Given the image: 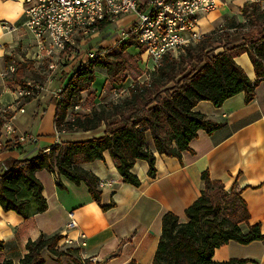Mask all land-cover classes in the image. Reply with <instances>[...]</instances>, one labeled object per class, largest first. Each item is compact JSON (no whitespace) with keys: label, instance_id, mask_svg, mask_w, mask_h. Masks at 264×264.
<instances>
[{"label":"trees","instance_id":"1","mask_svg":"<svg viewBox=\"0 0 264 264\" xmlns=\"http://www.w3.org/2000/svg\"><path fill=\"white\" fill-rule=\"evenodd\" d=\"M121 46L126 50L132 44ZM241 53L250 56L257 74L255 81L236 62V56ZM128 66V59L111 60L108 54L104 59L90 60L72 73L63 86L61 99L57 100L56 130L88 132L102 126L105 130L85 140H63L51 146L49 152L41 151L31 158L15 159L0 179V206L5 211H15L28 219L48 210L44 185L37 177V172L43 169L65 176L77 185L86 184L93 199L101 204L100 179L81 165L103 160L106 151L116 161L124 181L140 186L142 181L133 170L138 159L148 161L152 177L157 173L156 154L148 145V133L159 154L182 159L183 152L191 150L190 144L200 130L212 134L220 126L195 110L201 101H211L219 107L242 92L248 103L255 98L256 87L264 79V1L246 3L241 17H226L221 27L208 33L199 43L185 47L178 56H164L161 65L149 72L148 80L135 81L129 87L126 98L103 102L90 112L71 115L70 111L81 104L82 93L96 82L97 69H106L115 77ZM21 72L17 67L16 79L12 82L26 87ZM0 116V125H3L10 114ZM5 148L22 149V146L7 141ZM202 178L204 188L186 210L187 221H181L172 212L164 215L154 264H247V259L238 258L217 262L214 253L230 241L249 244L264 240L261 225L250 223L247 203L240 192L226 190L221 181L212 180L208 171L203 172ZM57 183L63 187L60 177ZM225 200L230 201L233 209L222 215ZM113 206L115 203L102 207L107 210ZM243 225L248 227L247 231ZM63 239L59 234H43L35 241L30 240L28 253L20 264H45V251L61 258L66 255L58 249ZM3 248L4 242L0 240V250ZM76 250L68 249V252ZM0 264L15 263L5 260ZM72 264L92 263L72 257Z\"/></svg>","mask_w":264,"mask_h":264},{"label":"crops","instance_id":"2","mask_svg":"<svg viewBox=\"0 0 264 264\" xmlns=\"http://www.w3.org/2000/svg\"><path fill=\"white\" fill-rule=\"evenodd\" d=\"M218 3V8L201 20L206 33L221 27L226 17H241V9L248 0H218ZM25 10V0H0L1 107L15 103L16 92L22 86L6 78L13 75L9 69L11 65L17 68V60L26 58L36 66L47 62L49 70L52 69L51 65H56V68L61 65L56 56H48L37 47L25 25ZM130 18L129 15L122 17L120 24L125 25ZM66 54L60 55L61 60ZM235 59L247 76L255 81L257 74L250 56L241 53ZM19 68L22 70L21 77L25 79L27 73H24L23 65ZM56 68L53 69L55 72ZM7 72L9 74L5 75ZM55 82L59 87L68 80L64 77L60 82ZM49 84L56 89L52 80H49ZM54 99L41 92L24 106V113L27 112L26 107L34 106V119L40 115L41 106H48L52 130L47 131L43 126L38 135L50 142L51 146L58 143L55 127L57 100ZM103 102L99 101V104ZM195 110L219 123V128L212 134L200 130L190 144L191 150L184 151L182 159L159 154L151 133H148V145L156 154L157 173L152 177L148 161L138 159L133 170L142 181L140 186L124 181L109 151L105 152L103 160L83 163L82 168L100 179L103 191L101 204L93 199L86 184L77 185L65 176H59L62 187L58 185L54 173L48 169L38 171L37 177L44 185L43 193L48 200V210L25 219L17 212L5 211L0 206V240L4 242L0 262L12 260L20 264L28 253L30 240L35 241L43 234H59L64 239L58 244V249L65 251L66 255L57 258L45 251V264H72V257L88 260L92 264H154L163 233L164 215L172 212L181 221H187L186 210L201 196L204 188L202 174L205 171L210 173L212 180L221 181L227 190L240 192L247 203L250 223L260 224L264 232V79L256 87L255 98L249 103L242 92L228 98L219 107L211 101H201ZM18 119L16 115L13 121L16 134L28 135L29 130L21 127L16 122ZM40 121L45 124L44 118ZM104 130L105 126L96 131L62 132L59 139L85 140L103 134ZM36 142L38 139L33 137V141L20 142L22 149L0 151L2 170L5 171L15 159H27L51 147L40 149ZM111 203H115V206L107 210L102 207ZM70 213L75 216V228L68 227ZM243 226L247 231L248 227ZM67 238L73 242L67 243ZM68 249L77 250L68 252ZM233 258L247 259V264H264V240L249 244L230 241L214 253L217 262Z\"/></svg>","mask_w":264,"mask_h":264},{"label":"built area","instance_id":"3","mask_svg":"<svg viewBox=\"0 0 264 264\" xmlns=\"http://www.w3.org/2000/svg\"><path fill=\"white\" fill-rule=\"evenodd\" d=\"M218 5V0H25V25L37 47L48 56H58L60 60V55L65 52L78 55L80 50L86 56L81 65L90 60L104 59L108 53L102 42L89 48L87 45L95 37L106 35L116 44L130 43L138 48L150 72L161 65L164 56L202 41L208 33L203 30L201 20L215 11ZM127 15L131 18L121 25L120 19ZM104 23L106 25L102 27ZM114 28L118 30L116 34L112 33ZM51 68L55 69L56 65H51ZM15 70L11 65L9 72L14 73ZM33 88L30 83L26 87L20 86L15 100L18 108L3 109L11 116L0 126V148H4L10 139L33 141V136L17 135L12 122L18 112H25L23 101L34 95ZM62 92L63 88L59 92L54 91V98L60 100ZM76 109L79 110L80 106ZM59 138L60 132L57 134L58 143L61 142ZM49 151L50 147L45 150ZM2 172L0 167V179ZM54 175L58 182L59 175ZM69 216L68 227H77L74 214ZM66 242L73 241L67 238Z\"/></svg>","mask_w":264,"mask_h":264},{"label":"rangeland","instance_id":"4","mask_svg":"<svg viewBox=\"0 0 264 264\" xmlns=\"http://www.w3.org/2000/svg\"><path fill=\"white\" fill-rule=\"evenodd\" d=\"M112 31H113L112 32L113 34H116L118 30L114 28ZM109 38L111 37L106 36V35H104V37L103 35L102 37H95L91 41V43L87 45V48L93 46L94 44L96 45L97 43H101L105 41V43H103L102 46L107 51L106 53L109 54L110 59L111 60H119L122 58L128 59V64H129L128 69L120 71V73L115 77L110 76L107 70L105 71L101 68L97 69V79H96L94 87L93 88L91 87L90 89H88L89 91L82 93L81 104L79 105L80 109L77 110L75 107L74 109L70 111L71 115H75L76 113L83 114L86 112H90L93 107L99 106L100 105L99 101H102V100L105 103H109L111 102V100L114 102H118L128 96L129 84H132L135 81L143 82L149 79V73H148L149 71L146 69V65L143 63V59L141 57V54L139 53V49L134 46H130L126 50H123L121 46L122 44H116V41L114 39H109ZM183 52H184V49L175 51L171 54L178 56L180 53H183ZM108 54H107V57H108ZM74 55L66 54L65 56H63V60L61 59L59 60L57 56L56 59L61 65H59L56 68L57 69L56 72L53 69L49 70L50 68L47 65V62L36 66L34 65V62L29 61L26 58H24V60H20L18 58L19 60L16 61V65L17 67L23 65L24 73L25 72L27 73V76H25L24 80L26 81L27 85H29V83L33 85L34 87L33 89L35 92L32 97H27L23 101V105L25 106V104L29 100H31V98L37 97L41 92H46L48 98L54 99L53 92L54 91L59 92V90L63 88V86L58 87V83L56 84L55 81L60 82L64 77H67V80H68V78L72 75V73L81 66V63L84 62L85 57H86L85 55L81 53L80 50H78V55L76 54ZM151 64L152 63H150L149 66ZM12 74L13 75L8 76L6 78L11 81L15 80L16 79V77L14 76L15 72ZM49 80H52L53 83H55V88H56L55 90L53 86L50 87L51 85L49 84ZM7 107L10 109H14V107L18 108V105L16 103H13L12 105L7 106ZM7 107H1L0 105V114H4L3 109ZM26 108H27L26 113H21V112L17 113L19 119L16 120V122L19 123L20 126L23 127L24 129L27 128L29 130L28 135L33 136L35 139L36 138L38 139V142L36 143L39 144L40 149L45 148L46 146H51L50 142H48L47 140H43L41 138V135H38V133H40L41 128L43 126H44V129L47 131L52 130L53 126H52V120H51V111H48L49 109L48 106H44V105L41 106L39 109L40 115L35 119L32 116V110L34 109V106L31 105ZM43 118L45 119V124L44 122L40 121ZM69 118L71 119V117ZM0 119H2L1 116H0ZM8 119L10 120V118L7 117L5 122ZM0 124H1V120H0ZM4 140L7 141L8 139L4 137ZM8 141H11L12 144L14 145L20 144L18 143L16 139L15 140L10 139ZM29 143H32V142H29ZM5 149H6L5 147L0 148V151H3ZM38 153H36L35 155L29 156V158L36 156ZM228 191H231V190H228ZM222 206L224 208V210L222 211V215H225V213H227L229 209L230 210L233 209L232 204L230 203V201H227V200L223 201ZM238 209L241 211L240 206Z\"/></svg>","mask_w":264,"mask_h":264}]
</instances>
